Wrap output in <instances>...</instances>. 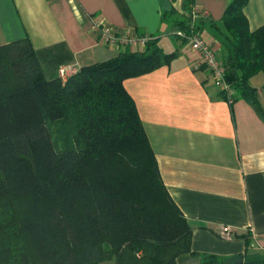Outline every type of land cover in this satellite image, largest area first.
Returning a JSON list of instances; mask_svg holds the SVG:
<instances>
[{"label": "trees", "instance_id": "obj_1", "mask_svg": "<svg viewBox=\"0 0 264 264\" xmlns=\"http://www.w3.org/2000/svg\"><path fill=\"white\" fill-rule=\"evenodd\" d=\"M195 0H182L181 31ZM233 0L221 18L233 90L263 118L250 79L264 78V27ZM210 27L217 30L213 22ZM156 40L47 80L28 38L0 46V264H176L192 228L165 188L124 81L167 65ZM201 264H264V254L201 255Z\"/></svg>", "mask_w": 264, "mask_h": 264}, {"label": "crops", "instance_id": "obj_2", "mask_svg": "<svg viewBox=\"0 0 264 264\" xmlns=\"http://www.w3.org/2000/svg\"><path fill=\"white\" fill-rule=\"evenodd\" d=\"M233 0H195L200 35L225 57L221 18ZM182 0H0V46L28 38L47 80L58 70L141 53L156 40L175 57L124 81L137 107L161 180L192 228L191 252L176 264H201L202 254H264V120L241 97L232 105L213 86L199 52L176 36ZM191 12V13H192ZM243 13L251 31L264 27V0ZM209 22L217 27L214 30ZM96 26V29L93 27ZM112 42H104L102 30ZM119 40H126L120 43ZM249 84L264 111V78ZM229 228L232 238H220Z\"/></svg>", "mask_w": 264, "mask_h": 264}, {"label": "built area", "instance_id": "obj_3", "mask_svg": "<svg viewBox=\"0 0 264 264\" xmlns=\"http://www.w3.org/2000/svg\"><path fill=\"white\" fill-rule=\"evenodd\" d=\"M191 15L193 23L197 15H195V13L193 12L191 13ZM93 28L96 29V26ZM101 36L104 42H112V37L110 36L109 30L103 29ZM176 36L185 39L191 49L199 52L200 64L209 71L213 86L217 88L229 102H231L233 90L231 86L226 82L223 64L216 58L211 46L206 44L201 35L194 32V30L188 33L178 31L176 33ZM119 42L126 43V40H119ZM73 71L74 70L71 68V66H63L59 68L58 77L61 82H65L69 75L73 73ZM219 236L224 240H230L232 238L229 228H223Z\"/></svg>", "mask_w": 264, "mask_h": 264}, {"label": "rangeland", "instance_id": "obj_4", "mask_svg": "<svg viewBox=\"0 0 264 264\" xmlns=\"http://www.w3.org/2000/svg\"><path fill=\"white\" fill-rule=\"evenodd\" d=\"M258 78H261V79H262V75L259 74V75H258ZM101 264H113V263H112V262H105V263H101Z\"/></svg>", "mask_w": 264, "mask_h": 264}]
</instances>
